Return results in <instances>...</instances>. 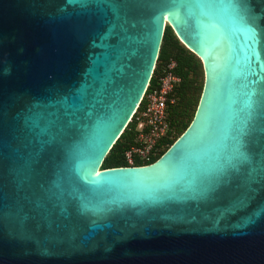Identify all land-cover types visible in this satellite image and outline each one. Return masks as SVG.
Returning a JSON list of instances; mask_svg holds the SVG:
<instances>
[{
  "label": "water",
  "instance_id": "water-1",
  "mask_svg": "<svg viewBox=\"0 0 264 264\" xmlns=\"http://www.w3.org/2000/svg\"><path fill=\"white\" fill-rule=\"evenodd\" d=\"M167 26L192 122L104 169ZM0 264H264V0H0Z\"/></svg>",
  "mask_w": 264,
  "mask_h": 264
},
{
  "label": "trees",
  "instance_id": "trees-1",
  "mask_svg": "<svg viewBox=\"0 0 264 264\" xmlns=\"http://www.w3.org/2000/svg\"><path fill=\"white\" fill-rule=\"evenodd\" d=\"M175 63L172 72L180 78L175 88L176 102L168 107L169 125L175 132L171 139L160 141L161 150L149 162H135V166L148 165L160 158L177 138L188 128L195 115L202 90L197 86L194 79L199 65V58L182 45L176 38L170 27H166L161 42L156 67L151 78L150 85L154 84L156 74L163 72L168 64ZM187 118L185 121L184 119ZM131 124H128L120 137L116 140L108 155L104 159L102 168L127 167L124 159V152L133 144L134 133L130 131Z\"/></svg>",
  "mask_w": 264,
  "mask_h": 264
},
{
  "label": "built area",
  "instance_id": "built-area-1",
  "mask_svg": "<svg viewBox=\"0 0 264 264\" xmlns=\"http://www.w3.org/2000/svg\"><path fill=\"white\" fill-rule=\"evenodd\" d=\"M174 67L175 63L171 62L163 72L156 74L152 86L150 79L140 104L128 122L134 138L133 144L124 152L127 166H135L137 161L149 162L161 150L160 141L175 135L168 118V107L176 102L175 88L180 82V78L172 72Z\"/></svg>",
  "mask_w": 264,
  "mask_h": 264
},
{
  "label": "rangeland",
  "instance_id": "rangeland-1",
  "mask_svg": "<svg viewBox=\"0 0 264 264\" xmlns=\"http://www.w3.org/2000/svg\"><path fill=\"white\" fill-rule=\"evenodd\" d=\"M194 79L196 80L197 86L200 85L201 88L202 86H204V72H203V66L200 60H199V65L197 66V73ZM186 119L187 118H185L184 121Z\"/></svg>",
  "mask_w": 264,
  "mask_h": 264
},
{
  "label": "bare ground",
  "instance_id": "bare-ground-1",
  "mask_svg": "<svg viewBox=\"0 0 264 264\" xmlns=\"http://www.w3.org/2000/svg\"><path fill=\"white\" fill-rule=\"evenodd\" d=\"M166 21H168V20H167V16H165V22H166ZM189 49H190V48H189Z\"/></svg>",
  "mask_w": 264,
  "mask_h": 264
}]
</instances>
